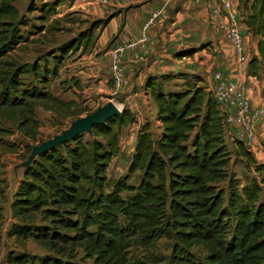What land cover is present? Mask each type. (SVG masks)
Wrapping results in <instances>:
<instances>
[{
	"label": "trees",
	"instance_id": "16d2710c",
	"mask_svg": "<svg viewBox=\"0 0 264 264\" xmlns=\"http://www.w3.org/2000/svg\"><path fill=\"white\" fill-rule=\"evenodd\" d=\"M18 1L0 0V144L10 149L17 146L5 142L3 136L10 130L2 123L37 141L38 107L63 120L93 112L77 100L60 98L46 84L51 75H58L66 55L82 47L89 52L114 17L92 21L60 54L52 52L55 64L50 69L48 64L41 67L11 57L23 43L22 29L28 25ZM61 2H44L40 18L55 15ZM239 8L248 30L260 37L259 56L249 61V74L260 77L264 0H239ZM36 9L32 1L29 10ZM29 73L45 84L43 88L24 87L22 75ZM178 77L183 84L168 90L164 83L170 76L147 80L161 126L158 137L149 123L138 132L129 165L130 173H138L137 184L129 183L128 176L112 181L108 175L111 161L121 151L123 130L137 122L129 108L95 125L90 139L79 134L24 169L11 203L16 221L8 235L20 243L33 240L52 254L10 252L6 264H88L89 259L92 264H264V162L235 139V154L245 160L251 175L241 181L230 174L232 153L224 112L213 92L199 84V76ZM31 150L27 144L23 160ZM3 193L0 189V196ZM161 238L172 242L169 255L130 254L132 248L147 249Z\"/></svg>",
	"mask_w": 264,
	"mask_h": 264
},
{
	"label": "crops",
	"instance_id": "0c3cea01",
	"mask_svg": "<svg viewBox=\"0 0 264 264\" xmlns=\"http://www.w3.org/2000/svg\"><path fill=\"white\" fill-rule=\"evenodd\" d=\"M220 4L221 0H110L108 4L80 5L82 11L91 16L103 18L114 14V17L100 32L92 49L79 60L78 69L73 74L77 76L74 85H80V79L86 82L96 78L100 85L98 91L113 96L114 101L115 95L122 93V106H127L141 119L146 115V110L143 112L142 109L148 104H152L156 115L158 111L146 87L150 77L155 76L161 81L170 76L166 79L167 83L171 79L183 82L179 77L174 79V75H196L201 78L199 84L210 90L213 73L221 70L230 77L245 80L253 106L264 108V72L260 77L250 75L249 63L238 62L231 42L218 28L221 17L213 12ZM232 4L238 12L236 23L244 33L250 58L259 56L260 37L248 30L239 0H232ZM158 9L163 13L149 30L144 46L136 44L124 53L128 85L116 90L113 81L112 84L108 83L113 50L119 45L137 43L143 24ZM110 98L107 96L103 102L106 103ZM157 123L161 126L159 120ZM259 131L264 134V117L259 124ZM231 139L234 141V137ZM263 140L264 137L260 140V156L254 153L260 162H264Z\"/></svg>",
	"mask_w": 264,
	"mask_h": 264
},
{
	"label": "rangeland",
	"instance_id": "374dc122",
	"mask_svg": "<svg viewBox=\"0 0 264 264\" xmlns=\"http://www.w3.org/2000/svg\"><path fill=\"white\" fill-rule=\"evenodd\" d=\"M32 1H35V6H37V9L33 11L29 10V6ZM47 1L54 2L55 0H19L16 3L18 8L20 9L21 14H23L24 17L27 18L28 25L26 27H23L22 29V32L24 34L23 43L19 47H17V49L12 51L11 57L17 59L21 63L27 62L29 64H32L38 62L41 67H44L45 64H48L49 68L53 69L55 64L52 56L53 53H55L56 55L60 54V49L62 47H64L65 45L67 46L71 42H74L78 35L90 26V23L92 21L99 19V17L96 15L91 16L89 14H86L84 11H82L83 8L80 7V5L85 4L87 6H95L100 5V3H98L97 0H80L78 2H76L77 0H61V4L57 7V13L55 15H50L47 20H42L40 18V8L42 4ZM98 32L99 31L97 30L96 34H98ZM245 49L247 51L246 45ZM85 53L87 52L84 51V48L82 47L77 52H72L66 55V57L61 61L58 75H51L46 86L60 98L64 100L78 99V102L82 107H89L94 111L99 105H103L101 103H104L103 101L107 96L111 97L110 100H113V96L108 95L106 92L98 91L100 85L99 80H96V78L86 82H84L83 79H80V85H74V82H77L75 81L77 79V76L73 74L76 73V70L78 69L77 66L79 64L78 62ZM174 76L175 79L178 78L179 75ZM22 78L25 88L41 89L45 85L38 82L37 78L32 73L24 74L22 75ZM108 83L112 84V80L110 77ZM180 84H183V82L171 79L167 83H164V88L166 90L174 89L178 88ZM115 99V102L119 103L120 106L123 105L122 93H118V95H115ZM151 105L152 104H148L146 108L142 109L143 112L146 110L145 116H142L141 119H138L136 117L137 122L123 130L121 136V151L117 157L113 158L108 168V175L112 181L123 176H128L129 183H138V173L129 172V165L135 151L138 132L143 124L149 123L151 125L153 134L157 137L160 135V126L157 123L158 118L155 112H153ZM125 108L128 107L122 106V111ZM36 113L40 124L37 141L25 138L14 125L8 122L2 123L3 127L10 130L9 134L3 136L5 142L9 144L15 143L17 148L10 149L8 148V145L6 143L0 144V189H4L3 195L0 196V207L2 208L3 216L0 220V264L7 263L6 258L8 253L10 252H14L15 254L27 252L32 255L39 256L52 254L48 251L47 248L33 240H28L25 243H20L8 235V231L10 230L12 224L16 221V219L13 217L11 203L13 201L14 193L17 190L19 183L23 179L25 167H21L20 164L25 161L23 160V158L26 153L27 144H31L32 147L34 145L40 144L41 142L52 138L56 134H59L63 130L67 129L72 122V119H55L56 117L52 111L46 110L42 107H38L36 109ZM85 115H87V112H83L82 116ZM55 120L59 123L56 124ZM85 135L86 140L91 138L90 134L85 133ZM231 137L234 136L229 135V133L227 132L226 142L232 153L229 172L230 174L235 175L239 180L244 181L247 175H251V172H249L246 168L245 160L241 157H237V155L235 154V142L231 139ZM262 137H264V134L262 135L259 131V142ZM254 153L259 157L261 148L256 150V152L254 151ZM224 185H226V183H224ZM171 250L172 242L168 241L165 238H161L153 246L147 249L138 247L132 248L130 254L137 257L142 256L148 252H154L155 254L161 255H169L171 253ZM81 256L82 252L80 253L77 260H79ZM86 262L88 264H92V260L90 259Z\"/></svg>",
	"mask_w": 264,
	"mask_h": 264
},
{
	"label": "built area",
	"instance_id": "2783aa9c",
	"mask_svg": "<svg viewBox=\"0 0 264 264\" xmlns=\"http://www.w3.org/2000/svg\"><path fill=\"white\" fill-rule=\"evenodd\" d=\"M100 4H108L110 0H97ZM214 14L221 17L218 27L233 44L234 53L238 61L246 64L250 56L245 49L244 34L236 23L237 10L233 7L232 0H221V4L213 10ZM162 10H155L145 21L142 34L137 41L117 46L112 52L110 64L111 79L116 90L128 85L125 69L124 53L136 44L144 46L149 37V30L155 25L162 15ZM220 108L224 112V124L227 132H231L234 139L242 141L253 152L260 148L259 124L264 117V108H255L246 81L233 78L217 70L213 73V84L210 89Z\"/></svg>",
	"mask_w": 264,
	"mask_h": 264
},
{
	"label": "water",
	"instance_id": "95a60500",
	"mask_svg": "<svg viewBox=\"0 0 264 264\" xmlns=\"http://www.w3.org/2000/svg\"><path fill=\"white\" fill-rule=\"evenodd\" d=\"M122 112L117 102L110 100L103 105L98 106L93 112L72 120L70 126L54 137L49 138L40 144L32 147L29 157L20 164L21 167H29L34 160L41 154L54 147H60L64 143L72 141L76 136L83 133L93 135V127L97 124L105 123L109 118Z\"/></svg>",
	"mask_w": 264,
	"mask_h": 264
},
{
	"label": "bare ground",
	"instance_id": "6f19581e",
	"mask_svg": "<svg viewBox=\"0 0 264 264\" xmlns=\"http://www.w3.org/2000/svg\"><path fill=\"white\" fill-rule=\"evenodd\" d=\"M118 105V107L121 109L122 108V106H120L119 104H117Z\"/></svg>",
	"mask_w": 264,
	"mask_h": 264
}]
</instances>
